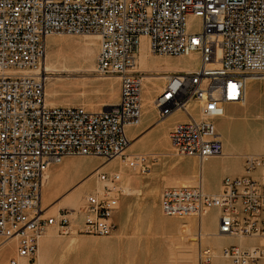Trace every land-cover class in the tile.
<instances>
[{
    "label": "built area",
    "instance_id": "1",
    "mask_svg": "<svg viewBox=\"0 0 264 264\" xmlns=\"http://www.w3.org/2000/svg\"><path fill=\"white\" fill-rule=\"evenodd\" d=\"M200 19L197 32L188 16ZM52 34L98 36L93 73L117 76L119 101L99 112L45 105L46 38ZM154 55L198 54V67L166 75L152 100L159 119L182 111L187 121L169 133L175 156L200 162L222 154L214 120L226 103L244 100L246 80L264 73V0H0V245L14 240L16 252L0 264H37L39 239L52 228L110 236L122 195L119 172L88 175L99 181L78 209L45 214L40 205L43 176L65 157L125 161L144 173L146 155L127 154L125 128L139 122L142 80L135 56L141 38ZM197 104L198 114L189 110ZM245 175L225 177L218 193L200 184L167 187L160 194L164 216L201 218L218 210L215 236L256 240L231 244L220 256L233 264H264V156L245 155ZM81 219L72 228V222ZM213 251L199 246L197 264H211Z\"/></svg>",
    "mask_w": 264,
    "mask_h": 264
},
{
    "label": "crops",
    "instance_id": "2",
    "mask_svg": "<svg viewBox=\"0 0 264 264\" xmlns=\"http://www.w3.org/2000/svg\"><path fill=\"white\" fill-rule=\"evenodd\" d=\"M142 38L144 39V37ZM196 55L199 58L198 54ZM152 57L165 63L162 65H156V73L159 74L157 87L159 86L160 88L158 87L157 90L154 89L155 92L153 98L161 92V89L166 83V75L179 71L193 70L189 68L185 69L180 65L174 64L175 61L183 60L182 58L185 57L154 54ZM115 83L116 85L109 93H105L99 97H94L91 94L81 96L76 93L77 89L75 90V88L72 89L65 86L58 87L59 90L70 93V95L65 97V100H52L54 103L52 106H74L81 107L89 112H99L106 106L116 104L119 101V82L117 81ZM247 84L251 90L250 94L246 93ZM111 92H114L115 97ZM245 93L244 99H246V104L242 105L244 100L242 102L226 103L223 106V115L225 112L228 114L227 110L228 112L235 110V113L240 111L238 114L236 113V116L244 121V130L245 133H248L255 125L249 127L246 118L250 116L253 118L258 114H264V80L262 78L246 80ZM116 97L117 100H115ZM189 110L194 116H197V104H191ZM223 115L214 120L216 130L218 127L217 134L219 133L218 136H221H219V139L221 141L222 154L207 158L200 162L193 156H175L173 153H170L172 151V145L169 139V133L176 124L187 121L185 114L182 111L177 110L166 117L159 119L158 110L153 105L150 106L147 103L145 110H142L141 112V117L137 125H129L125 128V134L129 140V144L131 142L126 153L146 155L144 163L147 166V171L141 173L138 166L131 167L137 168L134 170L130 168H125L126 170H123L124 175L128 177V185L132 189V193L123 194L122 192V195L119 198L118 208L112 215V221L116 226V230L113 233L114 235L93 236L72 233L68 236H59L52 228H50L47 231L48 235L46 234L47 236L45 235L43 237L44 239L41 240L40 249L38 242L39 252H37V264H163L165 263L164 258H167L169 255V252H167L168 247L172 244L181 245V243H183L182 246L187 253H195L197 264V252L199 246L202 248H210L213 251L214 257L220 255L222 248L231 245L227 244L229 241H235L236 245L240 246L255 243L256 240L242 238L243 242L241 244L238 241L241 238L224 236H216L219 237L218 239H227L224 240L222 245H218L217 247L210 242H207V238L217 232L218 210L216 208L210 209L206 213L207 215L205 214V217L203 216L204 218H201L200 230L205 234V238L207 237L206 240L204 238L202 243L198 242V239L195 237L198 232V221L195 217H184L186 219L194 220V225L191 227L194 235L190 239H187L185 235L181 234L180 228L156 225L152 218L153 213H162L160 208V194L163 189L167 187H180L184 185L192 186V184L194 186L200 184L206 193L215 194L219 192L222 180L225 177H240L245 175V155L264 156L263 149L257 151L260 148L254 147V149L257 150H251L250 147H252V145L250 141L246 139L245 135L240 141L233 140L226 136L221 128V121L224 118ZM152 154H158V159L153 158ZM84 158L94 159L96 160V163L92 167L84 170L80 169L77 165L75 168L70 167V164H75L77 159L80 160ZM231 161L235 162L231 163ZM102 162L103 160L99 157H65L59 164L50 165L46 171L48 172L47 185L45 188L44 186L41 188L40 201L43 195V197L49 199L50 202H57V204L60 205L58 208H64L67 206L72 207L68 202L69 196L75 192H79L78 198L82 200L83 196L95 187L94 183L96 181L94 178H89L88 175ZM112 162L115 163V166L118 165L117 159H114L108 161V163L103 166V169L110 164L112 165ZM203 165H212V171L210 173L208 171L205 174L203 172ZM113 167L114 166H111L108 171H118L116 169L117 167ZM103 169L101 170L104 171ZM208 173L213 175V184H210V181H207ZM89 179L93 180L94 186L92 185L88 189H83L86 181ZM121 185L122 184L120 183V186ZM45 214L50 215L53 213L45 212ZM161 215L164 216L163 214ZM210 215H213L215 219L212 231L210 227L205 224V218ZM142 217L145 222H142L141 224ZM164 217L170 220L174 218L177 220V217ZM80 222L81 219L72 222V228H75ZM158 226L159 228H165L159 229ZM137 229L138 231L136 234L131 237ZM171 229L174 230L172 231ZM140 233H143L146 239L144 238L143 241L137 242L140 239L138 238V234ZM148 233L151 237H148ZM167 233L171 235H168ZM154 236L156 237L154 238ZM9 243L13 244L12 249L8 254L0 258V263L15 255L16 248L14 240H9L0 245V249ZM227 264L233 263L227 260Z\"/></svg>",
    "mask_w": 264,
    "mask_h": 264
},
{
    "label": "bare ground",
    "instance_id": "3",
    "mask_svg": "<svg viewBox=\"0 0 264 264\" xmlns=\"http://www.w3.org/2000/svg\"><path fill=\"white\" fill-rule=\"evenodd\" d=\"M69 36H72V37H77V36H84L83 37V39H82V41H79L78 42V44L77 45H75L74 46V51L76 52V54L74 55V57H73V55H72V57H73V59H67L66 58V56L64 55V54H61L60 52H58V51H56V50H54L53 48H51L52 46L49 44V39H50V36H48L47 38H46V51H45V56H44V59H43V63H42V65H43V67H42V69L44 70V71H46V81L47 80H50L51 78H53L52 76H51V74H58V73H55V72H59V71H65V72H75V73H81V72H84V73H86V77H82V78H80V77H78V78H74V79H64L63 77H61L60 75L59 76H54V79L55 80H57V81H61V80H72V81H68L67 82V86L68 87H71L72 88V86L73 87H77V86H82V88L84 87V86H89V85H93V86H95L94 88H96L97 90H103L104 89V87L106 86V81L107 82H109L110 84H112L113 82H115L116 81V79H118V77L117 76H109V77H105L103 80L104 81H101L102 79H100V78H94V77H92L90 74H91V72L94 70V63H91L92 62V57L89 55L90 54V52H91V46L92 45H98V36H96V35H94V34H83V35H69ZM141 40H143V42H145L146 41V39L144 38H141ZM71 41V40H70ZM55 43H56V41H55ZM61 43V42H60ZM72 43V42H71ZM141 41H140V45H139V47H138V52H139V50L141 51V53H142V55H140V52L138 53H136V56H135V62H136V69L137 70H142V69H144V65H146V63L148 62V60H147V58L148 57H152V55L153 54H151L150 52H149V50H148V45H147V41H146V43H142L143 44V46L141 45ZM48 44H49V46H48ZM69 44V43H68ZM71 45V44H70ZM72 45H73V43H72ZM60 46V45H59ZM142 46V47H141ZM47 47H48V49H47ZM67 47V46H66ZM141 47V48H140ZM68 48H69V45H68ZM67 48V49H68ZM71 48V47H70ZM61 50V49H60ZM73 50V49H72ZM71 50V51H72ZM64 51V50H63ZM68 51V50H67ZM63 53V52H62ZM65 53H66V51H65ZM69 54V55H70ZM69 55H67V57H69L70 58V56ZM180 57H189V58H195V57H197V55H196V53H192V54H188V55H184V56H180ZM74 59H76V60H74ZM76 61L77 63L76 64H78V66L77 67H68L69 65L67 64V62L68 61ZM75 64V63H74ZM75 64V65H76ZM93 64V65H92ZM71 65V64H70ZM198 65V64H197ZM72 66V65H71ZM195 66V65H194ZM197 68V67H196ZM49 72V73H48ZM51 72V73H50ZM83 75V74H82ZM76 76V75H75ZM158 75H154V76H147V75H145L144 77H143V80H142V110L144 111L145 110V107L147 106V103L151 106L152 105V100H153V90H152V88L150 87V85L148 84L149 82H152L153 80H157L158 79ZM252 78H262V79H264V73L261 75V76H258V77H250L249 79H252ZM53 79V80H54ZM164 79V78H163ZM249 79H247V80H249ZM100 80V81H99ZM118 81V80H117ZM165 81V80H164ZM50 82V81H49ZM48 82V83H49ZM62 82V81H61ZM153 83H155V82H153ZM157 84V83H156ZM60 84H58V83H56L55 81H52V82H50V84H47V86H46V82H45V89H44V95H45V105H48V106H52V105H54V103H53V101L51 100H48L46 97L48 96V95H50V94H54L55 92H56V90L55 89H53V87L55 86V87H58ZM151 85H153V84H151ZM158 85V84H157ZM156 86V85H155ZM247 86V85H246ZM48 87L50 88L49 90H48ZM51 87H52V89H51ZM159 87V86H158ZM160 88V87H159ZM89 90H90V88H88ZM156 89V88H155ZM85 90H86V88H85ZM79 92V91H78ZM80 92H82V91H80ZM89 92H91V91H88V93ZM108 92V91H107ZM82 93H84V92H82ZM94 93H96V92H94ZM246 93H248V91H247V89H246ZM246 93H245V97H246ZM243 103V104H242ZM241 104L242 105H245L246 104V99H244V102H242ZM224 117V118H223ZM223 117H221V118H223V120L224 119H233V117L234 116H232V115H230V114H226V112L224 113V115H223ZM262 119H263V116H262V114L260 115V114H258V115H256L255 117H253L252 118V121H250L251 123H249V125L252 127L253 125H257V126H260V130H254V127L255 126H253V128H252V132L254 133V135H255V140H254V146H256L257 148H262L263 146H264V144L262 145V141H263V139H262V131H263V129H262V127H263V123H262ZM137 125V124H136ZM217 131H218V127H217ZM219 134V133H218ZM220 136V135H219ZM228 136V135H227ZM221 137V136H220ZM252 144V143H251ZM131 145V142H130V144L128 145V147L126 148V150H125V152H127V150L129 149V146ZM253 146V145H252ZM173 148V147H172ZM264 149V148H263ZM223 150H224V147H223ZM256 151V150H255ZM260 151V150H259ZM171 153V152H170ZM224 154V153H223ZM153 155V158H156V159H158V157H159V155L158 154H152ZM117 161H118V165H116L115 167H117L116 169L118 170L117 172H119V175H120V183L122 184L121 186H120V189H121V191L123 192V194H129V193H132V189L129 187V185H128V177L127 176H125L124 175V171L123 170H126L125 168H130V169H137V168H131L130 166H128L127 165V163L125 162V161H121L119 158H117ZM115 162V161H114ZM114 162H112V164H115ZM104 163V164H103ZM108 162H104V160H103V162L101 163V164H103L102 165V167H101V169H103V166L104 165H106ZM100 164V165H101ZM99 166V165H98ZM115 167H113V168H115ZM137 167V166H136ZM112 168V169H113ZM129 169V170H130ZM47 171V170H46ZM108 172H113V170L112 171H108ZM130 172V171H129ZM135 173V172H134ZM48 172H45V174H44V176H43V181H42V187L44 186V188H45V186L47 185V181H48ZM87 182V181H86ZM45 184V185H44ZM94 185L95 186H97V187H99V185H100V183H99V181H96L95 183H94ZM184 186H189V185H184ZM191 186V185H190ZM192 186H193V184H192ZM176 187H179V186H176ZM136 193V192H135ZM43 197V196H42ZM42 197H41V201H40V203H41V207L42 208H45L46 210H45V212L46 213H54L56 210H57V208L60 206L59 204H57V202H49V201H47L45 198H44V201L42 202ZM79 203L77 204V206L75 207V209H78L79 208V206L81 205V201H78ZM159 213V212H158ZM162 214V213H161ZM160 214V215H161ZM155 214H153V216H154ZM207 215V214H206ZM155 217V216H154ZM156 217H157V214H156ZM159 217V216H158ZM164 217V216H163ZM205 217V216H204ZM203 217V218H204ZM202 218V219H203ZM156 220V219H155ZM158 220H160V219H158ZM168 221V224H170V225H172V226H170L171 228L172 227H176V228H180V232H181V234H183V235H185V237L187 238V239H190V238H192L193 237V233L194 232H192V230H191V227L194 225V220H190V219H186V220H175V219H169V220H167ZM154 222H156V221H154ZM161 222L162 221H160V223H158V225H161V226H163L162 224H161ZM165 222V221H164ZM202 223H203V221H202ZM156 224V223H155ZM157 225V224H156ZM165 225V224H164ZM158 228H159V226H158ZM163 228H165V227H163ZM163 228H159V229H163ZM155 229V228H154ZM195 229V228H194ZM193 229V230H194ZM155 230H157V229H155ZM169 230V229H168ZM168 230H167V232H168ZM172 230V229H171ZM174 230V229H173ZM172 230V231H173ZM147 231V230H146ZM175 232V231H174ZM177 232V231H176ZM162 233V232H161ZM166 233V232H165ZM169 233V232H168ZM167 233V234H168ZM170 233H172V232H170ZM47 234V232L40 238V240H39V249H40V243H41V240L42 239H44L43 237L45 236ZM147 234V233H146ZM155 234V233H154ZM166 234V235H167ZM175 234V233H174ZM173 234V235H174ZM48 235V234H47ZM46 235V236H47ZM50 235V234H49ZM53 235V234H52ZM51 235V236H52ZM140 235H144L143 233H140ZM148 235H149V233H148ZM160 235V234H159ZM168 235H171V234H168ZM172 235V236H173ZM178 235V234H177ZM152 236H153V234H152ZM175 236V235H174ZM171 237V236H170ZM196 239H198V236H197V233H196ZM165 238H166V236H165ZM183 238V237H182ZM204 238H205V234L204 233H202V235H201V243H202V241L204 240ZM207 238V237H206ZM206 238H205V240H206ZM213 238V237H212ZM217 238V240L220 242V240L218 239L219 237H216ZM216 238L214 239V240H216ZM157 239V238H156ZM194 239V238H193ZM209 239H210V237H209ZM221 239V238H220ZM172 240V239H171ZM192 240V239H191ZM224 240H225V238H224ZM223 239H222V241H224ZM243 239L241 238V239H239L238 241H239V243H241L242 244V241ZM167 241V240H166ZM178 241V240H177ZM208 241V240H207ZM210 241V240H209ZM208 241V242H209ZM218 241H217V243H218ZM163 242H164V240H163ZM170 242V241H169ZM188 242V241H187ZM195 242V241H194ZM205 242V241H204ZM204 242H203V244H204ZM167 243H168V241H167ZM207 243V242H206ZM212 243V242H211ZM221 243V242H220ZM223 243V242H222ZM161 244H162V242H161ZM165 244V243H164ZM182 244L183 243H181V245H178V247H175L174 248V246H175V244H172L171 246H169L168 247V251L167 252H169V255H168V257L167 258H164L165 259V263H163V264H196V255H195V253L193 252V253H187L186 251H185V249H184V247L182 246ZM208 244V243H207ZM200 245V244H199ZM217 245V244H216ZM218 245H220V244H218ZM217 245V246H218ZM193 246V245H192ZM167 247V246H166ZM190 248V247H189ZM39 249H38V252H39ZM193 249V248H192ZM163 250V249H162ZM167 250V249H166ZM164 252H165V250H164ZM164 252H163V254H164ZM159 253V252H158ZM161 253V252H160ZM168 254V253H167ZM166 256V255H165ZM156 258V257H155ZM161 258V257H160ZM162 259V258H161ZM40 260V259H39ZM159 260V259H158ZM161 261V260H160ZM164 261V260H163Z\"/></svg>",
    "mask_w": 264,
    "mask_h": 264
},
{
    "label": "rangeland",
    "instance_id": "4",
    "mask_svg": "<svg viewBox=\"0 0 264 264\" xmlns=\"http://www.w3.org/2000/svg\"><path fill=\"white\" fill-rule=\"evenodd\" d=\"M186 25H187V29L190 31V32H197L198 30H199V28H200V19L199 18H197V17H194V16H192V15H190V16H188L187 17V19H186ZM83 37L84 36H77V37H72V36H69V35H67V34H52V35H50V39H49V44L52 46L51 48H53L54 50H56V51H58V52H60L61 54H64L65 56H66V58L67 59H73V57H74V55L76 54V52L74 51V46L75 45H77L78 44V42L79 41H82V39H83ZM71 40V41H70ZM55 41H56V43H55ZM142 43H146V41L145 42H143V40H140ZM61 42V43H60ZM73 43V45H72V43ZM69 43V44H68ZM141 43V45L143 46V44ZM47 44V43H46ZM49 44H48V46H49ZM71 44V45H70ZM60 45V46H59ZM68 45H69V48H68ZM139 45H140V43H139ZM67 46V47H66ZM141 46V47H142ZM71 47V48H70ZM140 47V48H141ZM68 48V49H67ZM47 49H48V47H47ZM61 49V50H60ZM73 49V50H72ZM64 50V51H63ZM68 50V51H67ZM72 50V51H71ZM65 51H66V53H65ZM63 52V53H62ZM72 52V53H71ZM97 52H98V45L96 46V45H92L91 46V52H90V56L92 57V62L91 63H94L95 64V58H96V54H97ZM139 52H140V55H142V53H141V51L139 50ZM138 52V53H139ZM73 55V57H72V55ZM75 53V54H74ZM70 54V55H69ZM67 55H69L70 56V58L69 57H67ZM183 60H180V61H175V63L174 64H177V65H180V66H182V67H184L185 69H194V68H196L197 67V64H198V57H195V58H189V57H185V58H182ZM74 60H76V59H74ZM68 61L67 62V64L69 65L68 67H77L78 66V64H76L77 62L76 61ZM147 60H148V62L146 63V65H144V69H142V71H144L145 73H148V72H152V73H155L157 70V68H156V65H162V64H165L164 62H160V61H158L157 59H154L153 57H148L147 58ZM76 65H75V64ZM72 66H71V65ZM93 65V64H92ZM195 65V66H194ZM42 67H43V65H42ZM94 67H95V65H94ZM49 73V72H48ZM51 73V72H50ZM55 73H58V74H51V76L53 77V78H51L50 80H47L46 81V86H47V84H50V82H52V81H55L56 83H58V84H60L58 87H67V88H71V87H68L67 86V82L68 81H72V80H61V81H57V80H55L54 79V76H61V77H63L64 79H74V78H78V77H80V78H82L83 76L84 77H86V73H84V72H81V73H73V72H65V71H59V72H55ZM83 74V75H82ZM76 75V76H75ZM92 77H94V78H100V79H104L105 77H99L98 75H96V74H94L93 73V71L91 72V74H90ZM54 79V80H53ZM101 80V81H102ZM117 80L118 79H116V81L115 82H117ZM158 80V79H157ZM157 80H153L152 82H149L148 84L150 85V87L152 88V90H153V94H154V89L156 88V90H157ZM264 80V79H263ZM50 81V82H49ZM100 81V80H99ZM49 82V83H48ZM115 82H113L112 84H110L109 82H107L106 81V86L104 87V89L103 90H97L96 88H94L95 86H93L92 84L91 85H89V86H84L83 88H82V86L80 87V86H77V87H73L72 86V89H74L75 88V90L77 89V91H76V93L78 94V95H81V96H84V95H89V94H91V95H93L94 97H99L100 95H104L105 93H109L112 89H113V87L116 85V83ZM153 82H155V83H153ZM115 83V84H114ZM151 84H153V85H151ZM156 85V86H155ZM58 87H53V89H55L56 90V92L54 93V94H50V95H48L46 98L48 99V100H65V97H68L69 95H70V93H67V92H64V91H62V90H59V88ZM85 88H86V90H85ZM88 88H90V90L88 89ZM44 89H45V87H44ZM50 88L48 87V90H49ZM51 89H52V87H51ZM79 91V92H78ZM80 91H82V92H84V93H82V92H80ZM88 91H91V92H89L88 93ZM108 91V92H107ZM247 91H248V94H250V92H251V90H250V87H249V85L247 84ZM94 92H96V93H94ZM75 93V92H74ZM111 94L115 97V94H114V92H111ZM78 98V97H77ZM115 100H117V97H116V99ZM238 112H240V111H237L236 113L238 114ZM227 113L228 114H230V115H232V116H234L233 117V119H224V120H222L221 122V128H222V130L224 131V133L226 134V136L228 135V137L229 138H232L233 140H238V141H240L243 137H244V135H245V137H246V139L247 140H249L250 141V143H252L251 145H253L252 147H250L251 148V150H253V151H255V149H254V147L256 148V146H254V140H255V135H254V133L252 132V129H251V131L250 132H248V133H245V130H244V121L241 119V118H238V116H236V113H235V110H232L231 112H228V110H227ZM243 116V115H242ZM262 116H263V119H262V123H263V127H262V129H263V131H262V139H263V141H262V145L264 144V114H262ZM235 117H237V118H235ZM252 116H250V117H248V118H246L247 119V125H249V123H251L250 121H252V118H251ZM244 119V118H243ZM245 120V119H244ZM249 127H250V125H249ZM254 130H260V126H255L254 127ZM245 133V134H244ZM254 139V140H253ZM264 148V146L262 147V148H260V149H256L257 151H261L262 149ZM171 153H173V148H171ZM264 150V149H263ZM174 155V154H173ZM102 159V158H101ZM102 160H104V159H102ZM232 162H235V161H231V163ZM96 163V160H94V159H89V158H84V159H77L76 161H75V164H70V167L71 168H75V166L77 165L80 169H82V170H84V169H87V168H89V167H92L94 164ZM101 164V163H100ZM111 165V164H110ZM108 166V167H105L103 170L104 171H108L109 169H110V167L111 166H114L115 167V165L114 164H112L111 166ZM212 169H213V166L212 165H203V172L206 174L208 171H209V173L212 171ZM208 173V174H209ZM207 174V175H208ZM135 175V174H134ZM207 178H208V180L207 181H210V184H213V175H211V174H209L208 176H207ZM93 185V180L92 179H89L86 183H85V185H84V187H83V189H88L89 187H91ZM94 186V185H93ZM42 194H43V192H42ZM43 196V195H42ZM79 192H75V193H73V194H71L70 196H69V199H68V202H69V205L70 206H72V207H76L77 206V204L79 203L78 201H81L79 198ZM141 197V196H140ZM46 200L47 201H49L50 202V200L49 199H47L46 198ZM44 201V197H42V202ZM64 208H70L69 206H67V207H64ZM146 212V211H145ZM145 212H144V215H145ZM153 214H155L154 216L152 215V218H153V221H156V222H154V223H156V224H158V223H160V221H162L161 222V224L164 226V224H165V226H167V227H170V226H172V225H170V224H168V221L167 220H169V219H167V218H165V217H163L162 215H160V213H153ZM156 214H157V217H156ZM159 216V217H158ZM144 217V216H143ZM143 217L141 218V224H142V222H145L144 221V219H143ZM156 219V220H155ZM158 219H160V220H158ZM175 219V218H174ZM176 219H178V220H186V218H176ZM165 221V222H164ZM158 222V223H157ZM214 223H215V219H214V216L213 215H210V216H208V217H206L205 218V224L208 226V227H210V229H211V231L213 230V227H214ZM141 226V225H140ZM139 229V228H138ZM138 229L135 231V233L131 236V237H133L135 234H136V232L138 231ZM114 234H112V236H113ZM148 237H151V235L149 234L148 235ZM156 236H154V238H155ZM215 239L216 238V236H213V235H211V237H210V239H209V237L207 238V240L211 243V244H213V245H215V247H217V245L218 244H220V245H222L223 243L222 242H224V241H222V239L224 240V238H222V239H219L220 240V242L217 240V238H216V240H214L213 238ZM130 238V237H129ZM138 238H140L137 242H141V241H143L144 240V238L146 239V237L144 236V235H140V234H138ZM225 240H227L226 238H225ZM207 241V242H208ZM217 241H218V243H217ZM217 244V245H216ZM227 244H236L235 243V241H229V242H227ZM12 246H13V244L12 243H9V244H7V245H5L4 247H2L1 249H0V258L1 257H3V256H5L6 254H8L10 251H11V249H12ZM175 247H178V245L177 244H175V246H174V248ZM39 262V261H38ZM211 264H227V260L226 259H223L220 255L219 256H214L213 258H212V263Z\"/></svg>",
    "mask_w": 264,
    "mask_h": 264
}]
</instances>
